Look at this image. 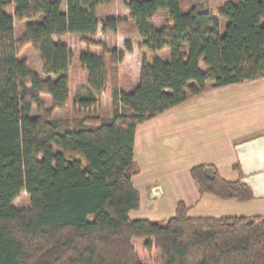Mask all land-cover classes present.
I'll use <instances>...</instances> for the list:
<instances>
[{"label":"trees","instance_id":"16d2710c","mask_svg":"<svg viewBox=\"0 0 264 264\" xmlns=\"http://www.w3.org/2000/svg\"><path fill=\"white\" fill-rule=\"evenodd\" d=\"M110 1L11 0L9 13L0 0V264H264L262 215L189 216L182 201L166 219L129 215L140 204L137 126L208 86L264 76V0H223L216 12L183 11L180 0H124L140 38L139 77L128 91L119 87V64L132 42L118 49L94 37L126 21L99 18ZM66 34L84 45L86 80L74 99L83 115L62 125L53 114L71 95ZM27 46L44 76L20 56ZM107 91L113 112L103 118L96 110ZM190 171L201 193L253 198L240 179L209 178L204 165ZM23 190L29 205L17 208Z\"/></svg>","mask_w":264,"mask_h":264},{"label":"crops","instance_id":"0c3cea01","mask_svg":"<svg viewBox=\"0 0 264 264\" xmlns=\"http://www.w3.org/2000/svg\"><path fill=\"white\" fill-rule=\"evenodd\" d=\"M133 153L140 171L132 183L140 204L129 213L132 218H147L140 212L144 206L166 219L179 201L189 216H264V76L208 86L139 124ZM197 165L212 167L225 180L240 179L253 198L236 201L201 193L190 171Z\"/></svg>","mask_w":264,"mask_h":264},{"label":"rangeland","instance_id":"374dc122","mask_svg":"<svg viewBox=\"0 0 264 264\" xmlns=\"http://www.w3.org/2000/svg\"><path fill=\"white\" fill-rule=\"evenodd\" d=\"M7 2L6 11L9 13L13 12V5L11 0H5ZM223 0H180L181 8L183 11H187L190 7L196 6L200 9H210L216 12L219 5L222 3ZM65 8V6L63 7ZM98 16L101 19L106 18H126L124 24L120 26L118 29L119 31L116 33L113 32H106L101 33L97 32L94 36L95 39L103 40L108 46H116L118 49H124V41L130 40L132 42L134 51L130 54H126L124 62L119 65V73H120V87L122 90L130 88L133 83L137 80V76L139 74V55H138V46L140 42L139 35L131 22L128 19V10L124 5V0H111L110 3L106 6H101L98 8ZM164 20V13L161 12L155 18L156 24H160ZM221 20V19H220ZM222 22V21H221ZM224 22L221 26V30L223 29ZM21 24L15 22V32L16 35L19 34ZM105 34V35H104ZM61 40L66 42L72 50L73 53V62H72V70L70 72L71 79H70V101L67 104L64 110H56L54 112V117L57 118L60 123L63 125L65 122L71 124L74 118L82 116V112H77L74 108V99L76 95L85 94V80H86V72L81 69L80 65L78 64V54L82 49V42L80 41V36L76 34H66L61 37ZM96 50V49H95ZM160 56L165 57L166 53L161 52ZM20 56L25 57L28 61L29 66L39 73L41 76H44L42 73V63L39 58V54L30 46L25 47ZM203 66V65H202ZM47 98V97H46ZM113 102L112 97L110 96V91H107L100 99V105L96 110V113L103 118L110 117L112 115L113 110ZM35 110L33 109V112ZM13 205L17 208L27 207L29 205V197L26 191H22L19 196H17L14 201ZM147 205V204H146ZM152 210V209H150ZM156 210V209H154ZM141 215H145L152 220H160L166 217L165 215H156L155 211H150L149 208L142 207L140 209ZM170 217V216H167ZM150 264H159L157 257L153 262Z\"/></svg>","mask_w":264,"mask_h":264},{"label":"water","instance_id":"95a60500","mask_svg":"<svg viewBox=\"0 0 264 264\" xmlns=\"http://www.w3.org/2000/svg\"><path fill=\"white\" fill-rule=\"evenodd\" d=\"M205 173L209 178H213L214 177V171L213 168L210 166L205 167Z\"/></svg>","mask_w":264,"mask_h":264}]
</instances>
